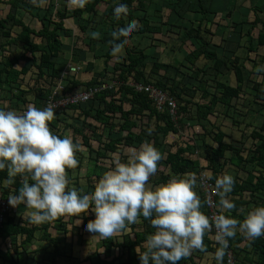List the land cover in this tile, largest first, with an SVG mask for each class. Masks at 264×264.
Returning <instances> with one entry per match:
<instances>
[{
  "label": "trees",
  "instance_id": "1",
  "mask_svg": "<svg viewBox=\"0 0 264 264\" xmlns=\"http://www.w3.org/2000/svg\"><path fill=\"white\" fill-rule=\"evenodd\" d=\"M42 1L0 0V3H6L8 8L5 14L0 16V31L7 39L0 45L2 52L0 91L6 90L8 94L7 99L11 103L6 106L12 107V104H15V107L22 109L28 104H34L37 107L43 105L60 84L64 86L62 94L70 95L96 83L117 81L112 87L97 93L88 102L71 105L74 115H69L66 108L55 110L56 118L50 122L52 130L56 128V132L61 135L66 133L68 126L73 127L74 139L80 135L88 147L89 154L82 155L78 159V165L75 166L80 169L85 159L91 163L86 173L85 192H91L97 179L114 166L116 159L112 158L111 153L120 150L127 158L133 148H139L140 144L147 140L161 151L163 158L159 164L164 162L165 165L164 171H161L157 179H150L151 184L165 182L174 173L196 172L199 174L200 170H209L213 176L211 180L215 183V177L223 173L226 166H233L243 175L238 174L235 177L236 183L230 196L236 194L239 199L232 197L236 208L230 214L242 218L251 207H247L246 210L248 204H264V122L251 131L252 145L250 147H237L235 141L227 139L229 135L223 126L216 125L210 119L215 109L223 105L221 114L231 118L233 123H237L236 116L241 115L240 107H247L241 100H244L242 96L248 82L253 83L252 88L255 91L252 103L260 104L261 102L264 106V88H261L264 86V70L257 66V63H260L255 59L252 61V69H244L249 53H258L259 47L264 46V22L256 14L257 7L249 9L253 16L247 15L244 18L249 28L244 33V41L239 44L237 42V47L247 49L246 56L242 57L233 53L230 58L225 59L220 55L211 42L210 35L216 34L211 29V23L218 25L220 22H217L216 18L222 16L208 9L203 0H196L192 8L196 16L200 17L196 19V23L180 27L183 30L181 44L185 49L182 50V57H175L172 62L160 61L158 57L152 61V54L149 55L140 44H130L128 39L123 45L124 54L119 62L110 63L113 55L110 45H107L108 48L101 56L104 57L103 69L88 80L80 81L75 73L66 74V70L69 71V69L65 65L59 66L56 59L64 51L62 36H72V31L66 27L67 19L78 20L82 18L84 12L96 15L98 4L104 2L110 8L107 20L114 25H120L124 19H115L114 7L116 3L122 2L128 4L127 18L138 21L137 29L130 38L136 33L151 34V36L162 33L161 25L165 22L157 24L153 21L154 18L148 11L149 3L146 4L147 0H117L116 2L88 0L84 8L76 6L73 10L69 5H65L67 0H61V6H58L60 4L58 0H45L47 1L45 7H41ZM229 10L226 7V12ZM26 13L30 14V21H25ZM159 13L160 18H164L163 13ZM254 16L255 18H252ZM259 24L263 26V29L259 30L255 37L253 32ZM80 29H85L82 23H80ZM110 39L111 37L107 36L104 41ZM86 44L88 49L95 50L92 43ZM85 52H81V55H85ZM98 57L100 56L96 53L95 58ZM261 58L264 64V55ZM93 67L94 63L89 62L88 70ZM224 68L233 71L236 83L229 84L219 78L220 74L223 76ZM172 69H174L173 73ZM208 74H213L214 78L211 81ZM254 74L262 76L261 80H256ZM134 81L153 84L172 95L178 103V116L174 117L171 114L168 104L159 109L147 92L138 91L130 84ZM69 118L79 120L78 125L68 123ZM189 120H208L212 124L210 131L205 129L212 143L202 140L204 147L201 155L207 161V166L201 165L199 159L191 157L194 150L200 149L195 145L194 137L193 142L186 139L182 145L178 143L174 151L167 149L169 134L188 131L187 128L191 127ZM96 129L100 133L108 130L110 137L106 141L100 140L95 145L90 135L84 130L94 132ZM148 129H152L151 134ZM174 139L175 142L178 141L177 137ZM107 162H110L109 166L106 165ZM71 170L72 168L67 169V172ZM6 180L7 169L0 170V196L8 201V196L17 192L21 186V177L18 175L14 183L3 185ZM76 181L78 188L83 189L79 176L76 177ZM197 191L204 201L202 210L209 215L200 185ZM218 200L217 196V203ZM13 211L4 213V220L0 225V264H28L30 259H35L41 252L48 264H60L62 257L72 258L74 245L78 242L83 244L86 230L84 224L95 217L91 211V205L77 217L82 219L80 226L68 220L65 221L67 216H61L43 224H32L28 217L15 215ZM59 230H62L63 237L60 236L62 234L57 233ZM153 231L154 228L150 222L142 218L141 223L129 225L125 232L110 238L100 237V245L97 244L95 247L89 245L84 260L79 264H140L136 247L137 245L143 247L147 234ZM67 238L70 239L69 242L66 241ZM229 239L234 264H264V236L248 239L238 232L236 237ZM36 240L46 244H40L36 249H32L30 245L33 246ZM242 242L245 244L242 245ZM204 243L207 245L206 250H194L191 256L181 259L178 264H204L201 260H197L200 256L198 253L207 251L215 253L218 245L214 230L205 235ZM2 244L7 245L5 250ZM227 257L228 253L224 257V264H228Z\"/></svg>",
  "mask_w": 264,
  "mask_h": 264
},
{
  "label": "clouds",
  "instance_id": "2",
  "mask_svg": "<svg viewBox=\"0 0 264 264\" xmlns=\"http://www.w3.org/2000/svg\"><path fill=\"white\" fill-rule=\"evenodd\" d=\"M67 2L84 8L88 0ZM127 12V3H116L114 17L124 22L111 31L108 44L113 56L123 55V45L138 26L136 19L127 18ZM90 36L99 38L101 32L91 31ZM56 108L53 100L43 107L0 106V170L7 169L8 184L21 177V186L8 196V202L14 207L23 204L32 224L61 216L79 217L91 205L95 217L84 228L101 238H110L127 231L131 224L141 223L143 218L154 231L147 234L143 247H136L140 264H178L194 250H206L204 237L213 228L218 245L216 264H224L229 238L238 232L248 239L264 236V204L252 205L242 218L230 214L236 208L230 197L236 180L229 171L215 177L213 190L219 200L212 216L202 210L204 201L197 191L201 179L196 172L174 173L165 182L151 184L150 177L158 172L163 154L147 140L133 148L126 160L116 158L91 192L70 186L67 169L78 164L80 143L71 134L52 130L50 122L56 118ZM148 131L151 134L152 129ZM206 178L211 180L213 176L209 173ZM75 222L81 221L78 218Z\"/></svg>",
  "mask_w": 264,
  "mask_h": 264
},
{
  "label": "rangeland",
  "instance_id": "3",
  "mask_svg": "<svg viewBox=\"0 0 264 264\" xmlns=\"http://www.w3.org/2000/svg\"><path fill=\"white\" fill-rule=\"evenodd\" d=\"M59 1V5L61 6V0ZM196 0H147L146 4L149 3V8L150 10L149 13H151V16L154 18L153 21L157 24H162L163 32L162 33H155L154 35L151 36V34H133L132 38H129L130 44H140L141 47H144L149 55L152 56V61L156 59L157 57L159 58L158 60L160 61H173L175 57H182V50H185L184 47L181 44V37L183 30L180 28L181 26H189L193 22H197V18L200 17L199 15L196 16V12L192 8V5L195 3ZM208 9H212V11L217 12L218 14H221L222 17L218 16L216 18L217 22H220L221 25H217L216 23H211V29L213 30L214 33L213 35H210L211 42L215 45L217 50L219 51L220 55L224 57L225 59L230 58L233 53H237L239 55L246 56L247 55V49L243 47H237V42L238 44L244 41L245 39V32L249 28V25H247L244 20L245 16H253V13H250L249 8L252 7V4L250 3L249 0H241L239 3H236V0H203ZM44 3V0L42 1ZM245 4V5H244ZM65 5H69V7H74V5L69 4L68 2H65ZM251 5V7H249ZM106 4H101L99 13L96 15L92 16H82V18L75 20L74 18H69L66 23V27H68L72 31V36L69 35H64L62 36V42L64 44V54L61 55V59L64 61L63 64H65L67 61L70 63L73 62H78L82 64L81 66L85 67L87 63L89 62H95V59L93 58V53L96 52L100 57H98V63L97 67L99 69H102L104 67V57H101L102 54L105 53L106 49L108 46L107 42L109 41H104V38L109 36L111 37V31L118 27L119 25H114L113 23H110V20H107L108 16V11L109 7H106ZM183 6V8H182ZM3 7H5L4 3H0V16H2L5 11L3 10ZM226 7H228L230 10L229 12H226ZM156 8H158L156 10ZM71 9V8H70ZM147 9V8H146ZM171 9V13H170ZM183 10V11H182ZM249 10V12H248ZM163 13L164 18H160V13ZM171 15V16H170ZM259 15V14H258ZM25 21H30L31 16L30 14L25 15ZM168 16V17H167ZM254 18V17H252ZM80 23L85 26L84 30L80 29ZM251 27V26H250ZM263 29V26L259 24L257 28L254 29L253 34L255 37H257L259 30ZM98 30L101 32V36L99 38H92L90 36V32ZM264 31V30H263ZM112 39V37H111ZM76 45H80V47H84L85 49H82L83 52L87 51L91 52L89 56L86 59L80 60V58L72 59V55H70V52L72 51V43ZM95 43V50L93 51L92 48L88 49V45L86 43ZM186 43H189V41H186ZM254 43H257V39L254 41ZM94 45V44H93ZM124 54V53H123ZM262 55H264V46H260L258 53L255 52H250L248 59L245 61V70L252 69L253 65V59L258 61L260 64L257 63V66L264 70V64L262 61ZM123 55L120 56H113L112 59L110 60L111 62H119L120 58ZM103 58V59H100ZM149 59V58H148ZM58 60V59H57ZM86 60V61H85ZM150 60V59H149ZM204 62V60H202ZM84 62V63H83ZM115 62V63H116ZM211 63V61H210ZM69 65L68 64H65ZM113 65V64H111ZM70 66V65H69ZM69 68V67H68ZM88 69V68H87ZM81 72L77 74L78 77H81L82 75H87L85 73V70L82 68ZM90 71V70H88ZM98 71L97 69L93 72V74ZM171 72H174V69L171 70ZM92 73V72H91ZM223 76L220 74L219 78L226 83H231L234 84L236 83V78L235 74L233 73L232 70L224 68L223 70ZM255 75L256 80H261L262 76L260 75ZM209 80L211 81L213 77V74H208ZM253 82V81H252ZM195 83V82H194ZM251 82H248L246 84V87L244 89L243 93V98L244 100H241L243 105L247 106L246 108L244 106L240 107V114L237 115L238 117V122L233 123L232 119L229 117H226V115H222L221 111H223L224 107L223 105L217 108V113L215 115L211 116V119L217 123L219 126H223L229 137L227 138L230 141H235V145L237 147H250L252 145V137H250L251 131L254 129L256 126H260L264 122V106L262 105L261 102L260 104L252 103L255 95V91L252 88ZM261 88H264V86H261ZM7 92L6 90H1L0 91V106L8 105L10 104V101L7 99ZM6 97V99H5ZM252 103V104H251ZM27 105L24 106L26 108ZM42 106V105H41ZM38 106V107H41ZM220 106V105H219ZM11 108H17L15 107V104H12ZM23 109V108H22ZM216 110V109H215ZM235 117V113L232 114ZM69 121H72L71 119H68ZM67 120V121H68ZM81 123L83 124V119H81ZM189 124H191V127H188V131H181L180 133L177 134V142L184 143L186 139L191 142H193V137L195 138L194 142L197 147L200 148V151H202L204 145L202 144V140H206L207 142L210 141L212 143V139L210 136L206 135L203 129H207L208 127L210 128L211 126L206 122V121H195V120H189ZM188 124V125H189ZM205 124V125H204ZM78 125V122H77ZM56 128H54V132H56ZM244 134L242 135V133ZM67 134L68 131L66 132ZM88 134L90 135V139L97 145V143L100 140L106 141L107 138H109V133L108 130H105L103 132H99L98 129H96L94 132L88 131ZM92 136V138H91ZM98 137V138H97ZM100 137V138H99ZM77 138L79 139L80 143V149L76 153L77 159H80L82 155L87 156L89 154L88 152V147L85 145L84 141L82 140L80 135H77ZM175 137H173L174 140ZM198 140V142H197ZM174 141H171L170 143ZM190 142V143H191ZM209 142V143H210ZM198 149V148H197ZM248 151V148H246ZM122 151V150H121ZM246 151V152H247ZM111 153V152H109ZM112 158H120V159H127L124 152H113ZM95 156V153H93ZM193 157H198V154L196 151L194 152V155L192 154ZM201 158V162L203 163V166H207V161L200 152L199 155ZM163 163L159 164L158 172L164 171L165 166ZM78 165V164H77ZM106 165H110V162H107ZM91 167V163L88 161V159H85L83 161L82 166L80 169L78 168H72V170L69 172L68 175L70 176V186L75 185L78 187L75 183L76 177L79 176L81 186L85 190L87 188V181H86V173ZM106 168V166L104 167ZM206 172L211 173L209 170H205ZM224 171H229L233 175H243L240 171H236V168L233 166H226ZM156 173V174H157ZM78 174V175H77ZM155 174V175H156ZM155 175L150 177V179H154ZM75 179V180H74ZM6 181H4L3 185H6ZM1 197V196H0ZM9 204V202H8ZM10 205V204H9ZM10 208L14 210L12 213L18 216L25 217L24 214L26 212L25 206H12L10 205ZM28 212V211H27ZM95 215V214H94ZM91 216V215H89ZM78 219L77 217L73 218L71 216H67L64 220L73 222L75 225L80 226L82 223V219L80 218V223L77 224L75 221ZM57 233H63L62 231H59ZM39 234V232H38ZM63 237L64 235H60ZM13 238V237H12ZM67 242L70 241L69 238L66 239ZM100 237L98 235H95L94 233H91L87 230L84 231V241L83 244L77 243V245H74V253L76 254L77 257L82 261L84 260L86 256V251L87 247L90 245L91 247H95L97 244L100 245ZM42 242L39 240L34 241V245L32 248L38 247ZM46 244V243H42ZM7 247L6 244H2V248L5 250ZM31 247V245H30ZM74 255H72V258H65V264H70V260L73 261ZM36 264V262H33ZM84 264V263H83Z\"/></svg>",
  "mask_w": 264,
  "mask_h": 264
},
{
  "label": "built area",
  "instance_id": "4",
  "mask_svg": "<svg viewBox=\"0 0 264 264\" xmlns=\"http://www.w3.org/2000/svg\"><path fill=\"white\" fill-rule=\"evenodd\" d=\"M70 73H79L81 70V67L78 65H70L69 66ZM116 81H113L112 83L109 82H102V83H96L93 85H90L89 87L85 88L82 91H78L76 93L70 94V95H63L64 86L62 84L58 85V87L53 91L52 95L48 97V99L45 100L43 103V106H45L50 100H53L54 103L57 104V109H63L68 108L69 106L73 104L78 103H85L91 100L95 94L100 92L101 90H104L108 87H112L114 84H116ZM135 86V89L138 91H144L147 92L156 103L159 109H162L166 104L170 109L171 114L174 117H177L178 112V103L176 99L170 95L168 92L156 87L152 84H145L143 82H136L133 84ZM61 95V96H60ZM207 172L200 171L199 177L201 179L200 188L203 192L206 207L209 211V216H212L215 212H217V195L214 192V186L215 183L212 180H208L206 178ZM6 211H12L10 208V205L8 204V201L2 197H0V225L4 220V213ZM214 233L215 229L213 228ZM228 264H234V257L232 249H228V257H227Z\"/></svg>",
  "mask_w": 264,
  "mask_h": 264
},
{
  "label": "crops",
  "instance_id": "5",
  "mask_svg": "<svg viewBox=\"0 0 264 264\" xmlns=\"http://www.w3.org/2000/svg\"><path fill=\"white\" fill-rule=\"evenodd\" d=\"M117 0H114V2H116ZM239 1H241V0H236V3H239ZM250 1V3L252 4V7H257V12H256V14H257V16L260 18V19H262L263 20V22H264V0H249ZM113 2V3H114ZM2 3H4V2H2ZM5 4V7H3V10L2 11H7V5H6V3H4ZM101 4H106V3H104V2H102V3H100V4H98V10H97V14L99 13V10L101 9L100 8V6H101ZM47 5V1H45L44 0V3H42L41 4V7H45ZM107 5V4H106ZM245 5V4H244ZM74 7H76V6H74ZM74 7H70L71 8V10H73V8ZM106 7H109L108 5L106 6ZM249 7H251V5H249ZM250 9V8H249ZM5 14V13H4ZM3 14V15H4ZM26 14H29V13H26ZM25 14V15H26ZM259 14V15H258ZM2 15V16H3ZM85 15H87V16H92L93 15V13H88V12H84V14L82 15V16H85ZM25 18H26V16H25ZM254 18H255V16H254ZM13 34H14V30H13ZM5 41H7V39L5 38V36H3V34L1 33V31H0V45L2 44V43H4ZM75 41H73V43H72V51L70 52V55H72L71 57H72V59L73 58H76V59H78V58H80V60H83V59H86L87 60V57L89 56V54L91 53V52H88V50L85 52V55L84 54H82L81 55V52H83L80 48H82V49H85L84 47H80V45H76L75 43H74ZM92 44H94V47H95V43L94 42H91ZM106 45H109V44H106ZM14 45H12V47H13ZM1 50H0V59H1ZM65 52L63 51L61 54H60V56L59 57H57L56 59H58L57 60V63L59 64V66H62V65H65V64H68L69 63V65H78V66H80L81 67V70H82V68L85 70V73H87V75L85 74V75H82L81 77H78L77 76V74H79V73H81V72H84V71H81L80 70V72L79 73H75L76 74V76H77V78L80 80V81H84V80H88L89 78H91L93 75H95L97 72H99V71H101L102 69H99L98 67H97V61H98V59L97 58H95V54H96V52L94 51V52H92L93 53V58L95 59V62H94V67L90 70V71H88V69H87V67H88V63H87V65L85 66V67H83V66H81L82 64H80V63H78V62H73V63H70V61L68 62H66L65 64H63V60L61 59V55L62 54H64ZM100 59H103V58H100ZM85 60V61H86ZM84 63V62H83ZM69 65H68V67H69ZM65 67L66 68H68L67 67V65H65ZM98 70V71H96L94 74H93V72L95 71V70ZM92 72V73H91ZM66 74H69L70 72H65ZM132 83V82H131ZM130 83V84H131ZM132 85V84H131ZM10 101V100H9ZM11 103V102H10ZM12 103H13V101H12ZM4 106H6V105H4ZM220 108H221V106H219ZM16 109H20V108H16ZM217 110H215V112H214V114H212V115H215L217 112H216ZM222 112V111H221ZM67 113L69 114V115H74V111H73V109H68L67 110ZM211 115V116H212ZM210 116V117H211ZM69 119H71L72 121H67L68 123H70V124H76L77 125V122H79V120H77V119H74V118H69ZM91 119V118H90ZM211 119V118H210ZM212 120V119H211ZM201 121H206L211 127L209 128L208 127V130L210 131L211 129H212V124L208 121V120H201ZM212 122H214L213 120H212ZM233 122V121H232ZM215 124L217 125V123L215 122ZM205 125V124H204ZM224 129V128H223ZM204 130V132L206 133V131H205V129H203ZM225 130V129H224ZM68 131V133L69 134H71L72 136H74L73 134V127H71V126H68L67 127V129H66V132ZM88 131L89 130H84V132H87L88 133ZM226 132V131H225ZM227 133V132H226ZM64 134H67V133H64ZM177 136V134H174V133H170L169 134V136L167 137L168 139H167V142H168V145H167V149L168 150H175L176 149V147L179 145L178 144V142H174V146L172 147V145L171 144H173V142L170 144V142L171 141H174L173 140V137H176ZM181 145L183 144V143H180ZM196 151V153L198 154V157H193V156H191L193 159H199L200 160V162H201V157L199 156V154H200V149H196V150H194V152ZM194 152H193V155H194ZM202 159H204V158H202ZM161 163H163V162H161ZM164 165V164H163ZM201 165H203V163L201 162ZM165 166V165H164ZM160 173H161V171L159 172V173H157L156 175H155V178L154 179H157L159 176H160ZM238 175V174H237ZM237 175H234L235 177L237 176ZM240 175V174H239ZM75 180V179H74ZM153 180V179H152ZM78 188V187H77ZM86 189V188H85ZM231 198L233 197V199H239V196L238 195H231L230 196ZM21 206H24L23 204H21ZM250 206H252V205H247L246 206V210H247V207H250ZM245 209V208H244ZM239 212H241L240 210H239ZM24 218H26V217H28V212H27V210H26V212H25V214H24ZM59 231H62V230H59ZM59 231H57V232H59ZM61 234V233H60ZM40 241V240H39ZM43 243V242H42ZM41 243V244H42ZM242 245H244L245 243L244 242H242L241 243ZM32 247V246H31ZM37 247H35V248H32V249H36ZM198 254H200V256L197 258V260L198 261H202V263H204V264H214L216 261H215V257H214V253L213 252H211V251H207V252H205V253H198ZM73 255L75 256V259H73V261H69L70 262V264H79L80 263V259H79V257H77L76 256V254L73 252ZM66 258H70V257H66ZM33 262H36V264H48L47 263V261L45 260V259H43V255H42V252L41 253H39L38 255H37V257L35 258V259H30L29 260V262H28V264H35V263H33ZM60 264H65V257L63 258H61V260H60V262H59Z\"/></svg>",
  "mask_w": 264,
  "mask_h": 264
}]
</instances>
